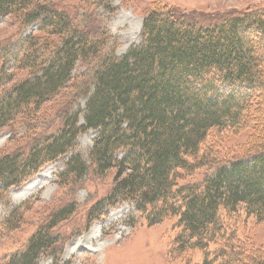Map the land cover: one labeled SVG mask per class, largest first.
<instances>
[{
    "label": "trees",
    "instance_id": "obj_1",
    "mask_svg": "<svg viewBox=\"0 0 264 264\" xmlns=\"http://www.w3.org/2000/svg\"><path fill=\"white\" fill-rule=\"evenodd\" d=\"M77 1L86 9L95 5ZM49 5L0 0V18L24 28L37 23L39 32L0 49L27 72L0 97V131L65 89L77 63L96 64L80 91L84 109L67 112L57 132L26 151L0 156V197L66 156L92 129L90 164L97 173L114 169L115 175L109 194L88 209L87 225L132 201L148 225L175 219L179 232L171 253L183 264H197L190 259L195 250L203 253L200 264H264V246H248L228 225L240 212L264 223V10L212 23L155 4L143 17L140 43L117 57L101 56L100 35L74 26L66 11ZM250 128L249 147L239 156L219 153L224 137ZM87 169L72 153L59 179H80ZM199 171L202 178L193 179ZM75 208L71 203L54 211L4 264H37L43 254L58 264L61 237L53 230ZM22 211L14 208L8 223L14 226Z\"/></svg>",
    "mask_w": 264,
    "mask_h": 264
},
{
    "label": "rangeland",
    "instance_id": "obj_2",
    "mask_svg": "<svg viewBox=\"0 0 264 264\" xmlns=\"http://www.w3.org/2000/svg\"><path fill=\"white\" fill-rule=\"evenodd\" d=\"M45 2L66 11L74 26L85 28L93 36L100 35V40L104 42L101 56L112 52L117 57L140 43L143 17L155 4L166 5L198 21L212 23L228 14L264 10V0H95V5L90 9L77 0ZM37 28V23L24 28L13 19L1 17L0 49H9L18 37L39 34ZM95 64V61L77 63L71 73L72 80L65 89L37 112L18 115L4 127L0 131V156L17 149L26 151L36 139L57 132L67 112L84 109L86 99L80 95V91ZM14 67V60L6 61L0 52V97L27 74L25 70ZM81 123L82 114L79 116ZM253 134L250 128L227 135L219 143V153L222 156H239L249 147L248 140ZM96 135L97 131L92 129L80 134L74 148L66 156L47 162L34 175L10 187L0 197V264L22 250L29 237L47 222L54 211L71 203L75 204V210L53 230L61 237L59 246L62 252L58 264L184 263L183 259H174L171 253L173 239L179 232L175 219L148 225L132 201L119 202L108 208L105 215L87 225L90 206L108 195L114 186V169L97 173L90 164L88 152ZM77 152L88 166L87 172L80 179L66 182L59 179L58 174L65 168V162L72 153ZM204 173L197 172L193 179H201ZM20 206L22 215L18 221L12 220V226L8 223V217L14 208ZM240 214L228 220L237 238L248 246H264V223H256L253 217L246 216L244 212ZM190 259L192 263L200 264L203 253L195 250ZM52 261L51 256L43 254L37 264H52Z\"/></svg>",
    "mask_w": 264,
    "mask_h": 264
}]
</instances>
